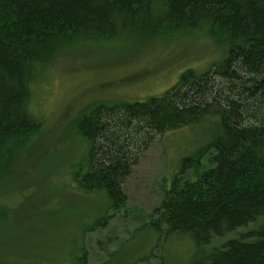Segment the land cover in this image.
<instances>
[{"label":"trees","instance_id":"trees-1","mask_svg":"<svg viewBox=\"0 0 264 264\" xmlns=\"http://www.w3.org/2000/svg\"><path fill=\"white\" fill-rule=\"evenodd\" d=\"M151 29L155 36L208 29L227 56L202 74L186 71L161 96L91 110L78 124L89 149L73 182L79 193L100 195L106 210L119 211L128 202L127 178L158 137L215 120L218 129L183 159L181 172L200 169L211 153L209 166L196 181L175 180L147 226L190 239L201 258L187 264H264L263 222L215 244L264 219V0H0V165L41 134L32 89L62 49ZM119 254L105 264H135ZM71 262L87 264L88 253L75 248Z\"/></svg>","mask_w":264,"mask_h":264},{"label":"rangeland","instance_id":"rangeland-1","mask_svg":"<svg viewBox=\"0 0 264 264\" xmlns=\"http://www.w3.org/2000/svg\"><path fill=\"white\" fill-rule=\"evenodd\" d=\"M174 33L155 36L151 29L145 36L120 35L109 42L88 37L95 41L62 49L33 85L31 110L42 132L30 148L0 165V264H69L77 247L88 253L87 264H105L117 250L122 263L187 264L201 258L190 239L155 234L147 225L175 180L196 181L209 166L211 153L200 169L181 172L183 159L194 156L218 129L215 120L158 137L127 178L128 202L119 211L106 210L100 195L79 193L71 176L86 161L89 147L78 124L91 110L161 96L186 71L202 74L227 56L228 48L208 29ZM101 218L107 227L93 231Z\"/></svg>","mask_w":264,"mask_h":264}]
</instances>
